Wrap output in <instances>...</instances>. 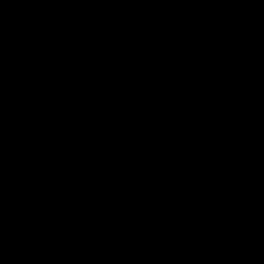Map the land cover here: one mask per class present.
Masks as SVG:
<instances>
[{
  "label": "water",
  "instance_id": "water-1",
  "mask_svg": "<svg viewBox=\"0 0 264 264\" xmlns=\"http://www.w3.org/2000/svg\"><path fill=\"white\" fill-rule=\"evenodd\" d=\"M0 264H264V0H0Z\"/></svg>",
  "mask_w": 264,
  "mask_h": 264
}]
</instances>
